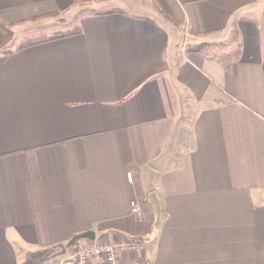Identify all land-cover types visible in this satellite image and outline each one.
<instances>
[{
    "label": "crops",
    "instance_id": "obj_1",
    "mask_svg": "<svg viewBox=\"0 0 264 264\" xmlns=\"http://www.w3.org/2000/svg\"><path fill=\"white\" fill-rule=\"evenodd\" d=\"M86 230L125 264H264V0H0V264Z\"/></svg>",
    "mask_w": 264,
    "mask_h": 264
},
{
    "label": "rangeland",
    "instance_id": "obj_2",
    "mask_svg": "<svg viewBox=\"0 0 264 264\" xmlns=\"http://www.w3.org/2000/svg\"><path fill=\"white\" fill-rule=\"evenodd\" d=\"M90 10L91 9H89L87 7H78L77 9H75V11L73 10V11H70L67 13H63V14L60 13V15H54V16H49L46 18L38 19L36 24H34V25H36V27L34 26V27L29 28L27 30L30 39H28V37H26L24 34H22V35H20V40L23 39L24 37H26L27 41L28 40H35L37 38H45L48 36H52L55 33H59V32L63 33V32H68L70 30H73L76 28L78 17L80 16V14H84V12H88ZM30 33H33V35ZM180 38H182L181 39L182 43L185 44L184 35L181 34ZM135 201H136V204L139 205L140 208L142 209V211H143L142 216H144L143 206L141 204H139L137 199H135ZM131 211H132V205H131ZM132 214H133V212H132ZM142 216L137 217L135 215L134 217L142 218ZM125 237H127V236H125ZM87 243H89V244H87ZM94 243L95 244H102V243L113 244L115 246V248L117 249V253L119 255L118 257L122 261V264H125L126 261L121 257L122 256L121 253H124L126 251H130V250L138 248L137 243H132V242H129L128 240L125 241V238L123 236H120L119 238L115 237V239H112L109 241H98V240H96L95 242L94 241L90 242V240H88L86 237H84V238L77 240L74 243L75 246H73V244L72 245H69V244L66 245L67 246V248H66L67 253H66V255L60 257V259H61L60 264H66V262L69 259H73V264H79V261L82 258H84L85 263H87V264H91L92 262L97 261L98 259L94 258L93 255H87V256L85 255L84 256V254L82 252L86 249V247L89 248L90 244H94ZM85 244H87V245L85 246ZM141 247H142V243H141ZM135 261H139L140 263H143V264H152V262L148 259L135 258V257L129 258L127 262H129V264H133Z\"/></svg>",
    "mask_w": 264,
    "mask_h": 264
},
{
    "label": "built area",
    "instance_id": "obj_3",
    "mask_svg": "<svg viewBox=\"0 0 264 264\" xmlns=\"http://www.w3.org/2000/svg\"><path fill=\"white\" fill-rule=\"evenodd\" d=\"M127 176L129 180H132V173L128 172ZM132 205V212L134 214V216L136 215L137 217L142 216L143 211L140 208L139 205L136 204L135 200H131V204ZM87 238V237H86ZM81 239V238H79ZM77 239V240H79ZM88 240H90V242H95L96 240V236L94 239L91 238H87ZM75 240L72 244L73 246H75V242L77 241ZM132 242V241H129ZM133 243V242H132ZM69 244V245H72ZM89 244V243H87ZM85 244V246L87 245ZM84 256L86 255H93L94 258H97L98 260L95 262H92L91 264H122V261L120 260V258L118 257V253H117V249L115 248V246L113 244H106V243H102V244H90V247H86V249L84 251H82ZM86 253V254H85ZM66 264H73V259H69ZM79 264H87L85 263L84 258L80 259ZM133 264H143L140 263L139 261H135Z\"/></svg>",
    "mask_w": 264,
    "mask_h": 264
},
{
    "label": "water",
    "instance_id": "obj_4",
    "mask_svg": "<svg viewBox=\"0 0 264 264\" xmlns=\"http://www.w3.org/2000/svg\"><path fill=\"white\" fill-rule=\"evenodd\" d=\"M95 236H96V234H95V232H93V230H86V231L81 232L80 234L74 236V237L70 240L69 244H72L73 241H75V240H77V239H79V238L87 237V238L94 239Z\"/></svg>",
    "mask_w": 264,
    "mask_h": 264
},
{
    "label": "trees",
    "instance_id": "obj_5",
    "mask_svg": "<svg viewBox=\"0 0 264 264\" xmlns=\"http://www.w3.org/2000/svg\"><path fill=\"white\" fill-rule=\"evenodd\" d=\"M70 32H59V33H55L53 34L51 37H57V36H63V35H66V34H69ZM205 44H197V45H193V46H189V50L190 51H199L200 49H202V46H204Z\"/></svg>",
    "mask_w": 264,
    "mask_h": 264
}]
</instances>
